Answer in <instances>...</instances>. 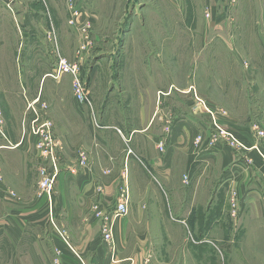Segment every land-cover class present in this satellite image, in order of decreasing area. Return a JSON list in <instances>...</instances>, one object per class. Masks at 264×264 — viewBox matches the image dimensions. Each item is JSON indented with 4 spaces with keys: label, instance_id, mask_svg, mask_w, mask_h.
Here are the masks:
<instances>
[{
    "label": "rangeland",
    "instance_id": "rangeland-1",
    "mask_svg": "<svg viewBox=\"0 0 264 264\" xmlns=\"http://www.w3.org/2000/svg\"><path fill=\"white\" fill-rule=\"evenodd\" d=\"M29 1L47 5L46 0H0V134L10 140L17 134L35 135L41 138L40 149L47 147L46 138L52 135L55 151L67 147L74 151L76 162L89 165L94 162L92 143L96 142L75 136L86 133L88 124L99 128L101 119L110 115L105 103L124 104L116 110L120 126L115 131L121 138L122 132L128 133L122 124L144 127L137 124L138 117L158 118L164 113V108L134 109L133 104L141 100L138 95L153 102L174 90L162 98L167 106L175 102L181 113L208 114L212 138L220 133L217 124L244 145L233 149L246 165L254 163L253 151L262 155L264 164V0H102L97 23L83 16L78 25L70 23L69 12L67 18L64 11L49 4L42 11H27ZM138 22L145 25L140 27ZM139 53L144 59L135 61ZM63 58L75 69L57 78L55 70ZM76 83L83 87L82 98L76 93ZM191 100L194 106L188 107ZM68 102H79L85 109L84 130L75 120H68ZM165 113L171 119L170 132L173 111ZM219 117L236 120V129ZM249 127L255 136L251 145L238 132ZM60 133L74 138L61 141L56 138ZM161 144L166 145L164 140ZM261 170L258 185L252 183L244 203L239 185L232 180L224 193L227 205L221 222L200 220L194 225L173 219L163 234L153 223L150 230L158 236L152 246L159 249L164 262L243 264L239 258L243 254L234 249L246 244V239L251 245L252 237L226 236L223 230L264 228ZM242 180L249 185L246 177ZM211 223L212 235H204Z\"/></svg>",
    "mask_w": 264,
    "mask_h": 264
},
{
    "label": "crops",
    "instance_id": "crops-1",
    "mask_svg": "<svg viewBox=\"0 0 264 264\" xmlns=\"http://www.w3.org/2000/svg\"><path fill=\"white\" fill-rule=\"evenodd\" d=\"M101 1L73 0L84 20L93 23L98 21ZM29 2L27 11H42L49 4L64 11L67 18L69 12L70 17L69 0H46L45 6L39 1ZM131 44L136 46L137 42ZM141 54L134 60L144 59ZM171 93L174 90L161 97ZM138 98L141 100L133 104L134 109H172V130H168L171 119L164 110L158 118L138 117L137 124L144 127L128 128L121 122L128 133L118 128L123 135L120 138L115 131L120 126L116 110L123 109L124 104L108 101L103 107L110 109V115L101 119L99 128L91 129L88 124L86 133L75 136L76 140L96 142L92 143L94 162L89 165L76 162L74 151L67 147L40 149L37 142L41 138L35 135L17 134L11 141L0 134V264H56L57 260L60 264H166L159 249L152 246L158 236L150 230L153 223L163 234L173 219L194 225L200 220L221 222L227 205L224 193L233 179L244 203L247 190L254 187L252 183L258 185L259 171L264 169L259 152L253 151L250 156L254 163L246 165L244 157L224 140H213L208 114L181 113L180 105L169 102L172 107L167 106L162 98L146 102L142 93ZM80 104L68 102L67 116L84 130L87 113ZM186 105L192 107L194 102L187 101ZM219 118L234 128L238 125L236 120ZM238 132L247 144L255 142L250 127ZM60 135L56 138L61 141L74 138V134ZM161 140L166 144L162 150L158 147ZM43 170L50 176L57 173L49 192L42 187ZM244 177L249 185L244 184ZM124 187L130 190L129 214L115 223L113 252L103 241L102 220L94 206L101 214L113 213ZM211 227L212 223L202 233L211 236ZM223 231L235 238L252 237L251 245L246 239V244L236 245L234 250L243 254L245 260L239 257L243 264H264V228Z\"/></svg>",
    "mask_w": 264,
    "mask_h": 264
},
{
    "label": "built area",
    "instance_id": "built-area-1",
    "mask_svg": "<svg viewBox=\"0 0 264 264\" xmlns=\"http://www.w3.org/2000/svg\"><path fill=\"white\" fill-rule=\"evenodd\" d=\"M70 1V23L72 25H78L79 21L78 19L82 17L81 12L76 8V5L74 4L73 0ZM88 39V36H87ZM75 68L68 62L66 58H63L59 62V67L55 70V74L57 78H61L63 74L70 73L74 71ZM76 93L78 97H83V87H81L80 83H76ZM209 112H212L208 109ZM217 128L219 129L220 133L217 131L214 133L213 140L218 142L219 139H223L225 142H227V146L230 148H237L241 149L240 146H242V149L244 145L241 143V141L238 139V137L230 132H226L225 130H222L217 124ZM258 135H263V132L257 131ZM46 140H49V143L47 147L50 151L53 150V144L52 142V136H48ZM201 140V137H198L197 142ZM161 150L164 149L163 145L158 146ZM131 153V151L129 152ZM42 174L44 175V178L42 180V187L46 188L49 192L52 188V185L54 183V180L56 178V172L50 176L46 174V171L43 170ZM129 202H130V190L129 187H124L120 193V196L117 199V206L113 213L111 214H105L99 212L98 206H94V208L97 210V215L102 220V237L103 241L109 245L112 246L113 252H114V227L115 223L118 219L123 218L129 214ZM56 264H60L59 261H56Z\"/></svg>",
    "mask_w": 264,
    "mask_h": 264
}]
</instances>
